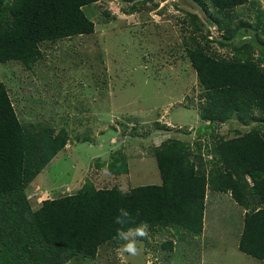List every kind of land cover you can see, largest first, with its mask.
Segmentation results:
<instances>
[{"label":"trees","instance_id":"trees-1","mask_svg":"<svg viewBox=\"0 0 264 264\" xmlns=\"http://www.w3.org/2000/svg\"><path fill=\"white\" fill-rule=\"evenodd\" d=\"M102 1L0 0V63L21 62L31 70L44 57L41 44L93 34L95 23L84 8ZM193 1L219 32L213 36L198 15L186 13L185 46L203 88L199 115L212 132L205 145L210 157L200 152L201 141H164L153 152L159 185L123 190L88 182L75 194L34 206L27 189L65 149L69 134L66 129L55 134L51 127L30 131L0 82V264L95 259L101 247L121 245L142 223L153 232L174 229L200 237L208 191L229 194L245 209L238 248L264 262V11L252 12L257 3L250 0ZM214 44L231 56L213 51ZM233 121L234 136L216 133ZM107 167L113 176H129L123 152L113 155ZM162 248L173 250V242Z\"/></svg>","mask_w":264,"mask_h":264},{"label":"rangeland","instance_id":"rangeland-1","mask_svg":"<svg viewBox=\"0 0 264 264\" xmlns=\"http://www.w3.org/2000/svg\"><path fill=\"white\" fill-rule=\"evenodd\" d=\"M250 2L257 3L248 5L252 12L264 11V0ZM84 11L95 23L93 34L41 44L44 57L31 70L0 63V82L20 122L33 132L51 127L69 134L65 149L27 189L34 206L75 194L88 182L123 190L159 185L153 152L166 137L201 141L200 152L210 157L205 145L212 132L199 117L203 88L187 54L184 22L187 12L198 15L218 37L205 9L193 0H103ZM212 49L232 54L217 44ZM236 126L233 121L216 133L232 137ZM122 152L129 176L116 177L107 164ZM245 212L229 194L208 191L202 236L147 228L141 237L136 230L121 245L101 247L95 259L79 256L68 264H264L238 248ZM168 241L173 250L162 248ZM129 243L136 255L117 251Z\"/></svg>","mask_w":264,"mask_h":264},{"label":"clouds","instance_id":"clouds-1","mask_svg":"<svg viewBox=\"0 0 264 264\" xmlns=\"http://www.w3.org/2000/svg\"><path fill=\"white\" fill-rule=\"evenodd\" d=\"M198 112H200V108H199V110H198ZM199 117H200V115H199ZM168 128V127H167ZM166 136V135H165ZM166 138H168V137H166ZM165 138V140H162L161 142H160V145L164 142V141H166V140H168V139H166ZM171 139V138H170ZM177 139V138H176ZM160 145H157V146H155V147H158V146H160ZM222 194V193H221ZM120 213H122L123 215H128V212L126 211V210H124V209H121L120 210ZM116 222L117 223H120V217H117V220H116ZM148 228V225L146 224V223H142V228H140V229H137V235H139V236H141V237H144V236H146L147 235V231H146V229ZM120 232H121V230H118L117 231V236H118V238H119V234H120ZM118 252H121V253H123V252H126V253H128V254H130V255H136L137 254V248H136V245L135 244H132V243H129V244H125V245H123V247L121 248V249H118L117 250Z\"/></svg>","mask_w":264,"mask_h":264},{"label":"crops","instance_id":"crops-1","mask_svg":"<svg viewBox=\"0 0 264 264\" xmlns=\"http://www.w3.org/2000/svg\"><path fill=\"white\" fill-rule=\"evenodd\" d=\"M36 202H38V201H36ZM35 205H36L37 207H39V202H38V203H35Z\"/></svg>","mask_w":264,"mask_h":264}]
</instances>
